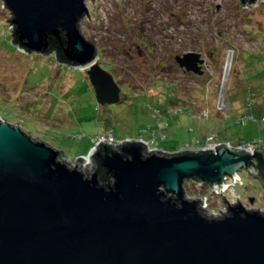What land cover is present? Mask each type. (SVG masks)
I'll return each mask as SVG.
<instances>
[{"label":"water","instance_id":"water-1","mask_svg":"<svg viewBox=\"0 0 264 264\" xmlns=\"http://www.w3.org/2000/svg\"><path fill=\"white\" fill-rule=\"evenodd\" d=\"M3 3L10 41L19 49L55 50L58 61L86 68L98 103L120 101L97 45L80 30L84 0ZM175 59L202 72L198 51ZM89 154L90 175L80 168L90 163ZM242 169L264 185L262 146L222 142L167 152L148 149L141 139L101 138L72 162L0 116V264H264V212L229 204L219 191ZM190 178L218 191L228 212L203 214V196L185 192Z\"/></svg>","mask_w":264,"mask_h":264},{"label":"rangeland","instance_id":"rangeland-1","mask_svg":"<svg viewBox=\"0 0 264 264\" xmlns=\"http://www.w3.org/2000/svg\"><path fill=\"white\" fill-rule=\"evenodd\" d=\"M3 2L0 116L62 149L67 160L86 155L106 130L119 140L152 138L156 149L167 152L192 147L209 134L234 145L258 140L264 146V86L255 87L264 72V0H84L80 30L97 45L99 64L121 90L120 101L104 104L86 68L61 65L55 50L26 52L10 41ZM189 50L204 58L201 73L176 61L175 55ZM248 113L254 118L247 119ZM91 162L80 164L89 175ZM239 176L226 181L231 186L223 197L264 212V185L245 169ZM184 189L191 197H207L205 215L229 210L208 184L200 187L190 178Z\"/></svg>","mask_w":264,"mask_h":264},{"label":"built area","instance_id":"built-area-1","mask_svg":"<svg viewBox=\"0 0 264 264\" xmlns=\"http://www.w3.org/2000/svg\"><path fill=\"white\" fill-rule=\"evenodd\" d=\"M60 64L61 65H64V66H69V67H75L74 65H72V64H65V62H60ZM247 106L248 107H250V103H247ZM152 111H154V113H156V114H158V110L156 109V108H152ZM153 114V113H152ZM206 114H207V112L206 111H204L203 112V115H205L206 116ZM154 115V114H153ZM154 116H157V115H154ZM246 118L247 119H253L254 118V115L252 114V113H248L247 115H246ZM262 119H264V115L261 117ZM156 137V133L155 132H153V138H155ZM164 137V135L163 134H161V138H163ZM101 138H104V140H106V141H110V142H112V143H117V142H119V139H115V137H114V135H113V133L110 131V130H106V132L105 133H102V134H97L95 137H94V142H96V141H98L99 139H101ZM138 139H141V140H143L145 143H146V146L148 147V149H150L151 147V145L150 144H153V139L151 138V139H148V140H145V139H143V138H138ZM121 140V139H120ZM148 142H150V144H148ZM219 143H222L221 141H219V140H217L216 139V137L214 136V135H212V134H209V135H207L205 138H204V140L203 141H200V142H198V144H196V145H194V146H192V147H185V148H193V149H200V148H202V147H208V146H215V145H217V144H219ZM229 145H231L232 147H245L246 149H248V150H252L253 149V146H255V145H258V146H260V142L258 141V140H256V141H253V142H248V143H237V144H230V143H228ZM150 145V146H149ZM154 146H152V147H158V145H155V144H153ZM238 180H240V176H239V178H237L235 181H233V182H237ZM195 181H196V184L198 185V186H200V187H202L203 186V184H205L206 182H204V181H197L196 179H195ZM231 186V184L229 183V182H226V185L223 187V190H225L226 188H228V187H230ZM222 188H220L219 189V191H220V193L222 194ZM212 191H213V193H216V194H220L218 191H215V189H212ZM206 199H207V197L206 196H203V199L201 200V204L200 205H202L203 207H204V205H203V203L205 204V207H206V205H207V203H206ZM203 202V203H202Z\"/></svg>","mask_w":264,"mask_h":264},{"label":"trees","instance_id":"trees-1","mask_svg":"<svg viewBox=\"0 0 264 264\" xmlns=\"http://www.w3.org/2000/svg\"><path fill=\"white\" fill-rule=\"evenodd\" d=\"M57 43H58L57 41L52 40V42L50 43V45L53 46V47H57V46H58ZM55 57H56V56H55ZM56 60H57V59H56ZM57 62L60 63L61 61H58V60H57ZM65 64H66V63H65ZM67 64H68V63H67ZM63 67H64V66H63ZM75 68H76V67H75ZM73 69H74V68H73ZM259 77H260V79H262V83H258V82H256V83H255V87H257V88H258V87H261V88H262V87L264 86V72H263V75H262V76H259ZM87 78H88V77H87ZM253 79H254V80H257L256 77H253ZM88 80H89V78H88ZM167 99H169V97H168ZM153 108H156V107H153ZM93 141H94V140H93ZM238 143H239V142H238ZM236 144H237V143H236ZM260 146H262V145L260 144ZM262 147L264 148V146H262ZM207 184H208V183L203 184L202 187L207 186ZM208 186H209V184H208ZM193 188L195 189V187H193Z\"/></svg>","mask_w":264,"mask_h":264},{"label":"bare ground","instance_id":"bare-ground-1","mask_svg":"<svg viewBox=\"0 0 264 264\" xmlns=\"http://www.w3.org/2000/svg\"><path fill=\"white\" fill-rule=\"evenodd\" d=\"M231 54H230V56H229V58H228V61H227V63H226V75L228 74V71H229V68H230V64H231ZM87 155V154H86ZM89 159H90V163L88 164V165H90L92 162V159H91V156H90V154H89ZM87 165V166H88ZM86 166V167H87Z\"/></svg>","mask_w":264,"mask_h":264},{"label":"flooded vegetation","instance_id":"flooded-vegetation-1","mask_svg":"<svg viewBox=\"0 0 264 264\" xmlns=\"http://www.w3.org/2000/svg\"><path fill=\"white\" fill-rule=\"evenodd\" d=\"M121 97H122V96H121V90H120V98H121ZM250 197H251V196H250ZM250 197H249V198H250ZM238 198H239V197H238ZM225 199L228 200L226 197H225Z\"/></svg>","mask_w":264,"mask_h":264}]
</instances>
